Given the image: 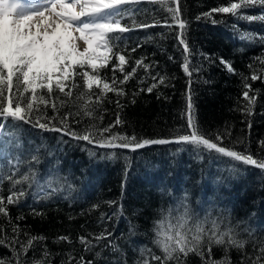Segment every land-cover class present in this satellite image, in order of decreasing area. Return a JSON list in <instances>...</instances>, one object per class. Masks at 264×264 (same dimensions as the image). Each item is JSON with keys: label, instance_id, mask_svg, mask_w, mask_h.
<instances>
[{"label": "snow or ice", "instance_id": "6c2138e0", "mask_svg": "<svg viewBox=\"0 0 264 264\" xmlns=\"http://www.w3.org/2000/svg\"><path fill=\"white\" fill-rule=\"evenodd\" d=\"M144 4L159 7H142ZM158 12L166 15L158 18ZM214 13L229 14L237 21L232 28L240 33L242 42L259 43L264 47V0H226L225 5L202 12L195 19H211L213 24L219 23L213 18ZM240 21L260 23L261 33L239 29ZM189 24L190 21L185 18L184 0H0V161H7L0 162V219L6 221L0 224V247L8 249L7 254L0 255V264H52L55 255L63 257L61 264H94L83 255L77 258L74 250L52 253L43 243L47 239L45 235L32 234L27 226L21 227L13 221L9 206L19 205L21 198L26 197L24 185H34L40 200L50 199L60 190L57 186L59 178L40 184L37 173L32 169V162L39 163L38 155L33 154L30 161H25L19 153L13 156L8 150L12 141L18 140V132L23 130L24 124L40 129L41 133H61L57 139L63 143H67L63 139L65 136L77 143L87 142L82 150L90 156H95L98 149L136 150L147 145L175 143L181 146L177 151L191 148L192 153L200 159L205 154H215L216 159L228 158L226 163H232V172L238 170L237 163L264 170V140L258 142V152L253 153L250 144H245L239 138L224 143L225 139L231 140V129L227 126L223 132L218 130L215 135L203 131L198 123L192 88L194 83H212L207 79L200 80L198 76L203 71V62L212 64L219 59L228 74L240 77L241 96L246 103L238 110L251 117L260 89H253L250 81L264 82V51L247 65L250 74L237 71L230 60L202 51L198 53L200 61L193 63L197 53L188 40ZM160 26L175 33L176 48L181 54L180 67L187 77L181 117L186 119V125L171 130L172 139L143 138L135 133L129 136L113 131L114 127L125 123L123 110L126 105L122 100L129 95L133 105L142 92H155L157 99H170L158 89L161 85L170 87L169 81L174 77H169L166 72L153 75V70L158 66L155 60L146 62V54L139 58L133 56L138 48L152 42L154 37L151 34H146L143 39L138 37V42L129 51L128 41L131 37L126 35L136 30L147 33L148 29ZM160 36L163 38L164 33H160ZM161 51L166 49L162 48ZM169 60L175 61V57L169 55ZM140 69H143V76L138 75ZM194 74L196 79L193 78ZM134 79L136 86L129 93L126 86ZM109 93L115 95V101L111 100ZM106 101L114 103L117 111L114 123L103 126L105 114L108 113L104 107ZM9 120L13 123L9 124ZM242 123H247L251 128L250 120ZM73 124L81 127L74 128ZM87 145L95 148H88ZM238 145L241 147L238 148ZM16 147L22 145L17 143ZM104 155L109 159L117 157L115 151ZM25 164L27 171H22ZM5 181L10 185L7 196L3 192ZM68 187L71 188L70 185ZM186 201L185 194V206L188 205ZM107 203L112 206L116 202ZM97 207L93 205V208ZM118 214H123L121 209L112 215ZM32 215L44 214L32 208ZM194 215L198 220L199 215ZM105 218L111 219L106 213H101V221ZM15 219L23 220L24 216ZM225 221L224 216L213 218L209 212L205 216V223L210 227L201 228L197 224V230H188L191 235L177 222L172 235L166 238L162 247L156 246L161 254L148 250L145 257V249L142 248V258L135 264H151L152 261L156 264H188L190 255L198 257L201 264H233L230 258L232 249L242 255L238 264H264V241H251L253 251L248 253L246 245L250 241L236 239L235 230ZM89 235L93 236L95 244L86 236L78 237L85 252H90L111 233L105 231ZM52 242L72 243V240L70 235H62ZM110 246L116 248L115 245ZM217 247L222 250V258L215 257L214 249ZM38 248L39 256L36 254ZM30 251L33 252L31 259L28 258ZM96 256H100V253H96Z\"/></svg>", "mask_w": 264, "mask_h": 264}, {"label": "trees", "instance_id": "16d2710c", "mask_svg": "<svg viewBox=\"0 0 264 264\" xmlns=\"http://www.w3.org/2000/svg\"><path fill=\"white\" fill-rule=\"evenodd\" d=\"M225 4L226 0H184L185 18L190 21L187 36L197 53L193 63L200 61L198 53L202 51L213 57L230 60L237 71L250 74L247 65L253 57L264 51V47L259 43L242 42L240 33L232 28L237 21L229 14L214 13L213 18L220 21L216 24L211 19H195L198 14ZM142 7L158 9L159 6L144 4ZM165 15L164 12L157 13L158 18ZM238 26L241 30L257 34L262 30L260 23L240 21ZM160 33H164L163 38ZM146 34H151L153 41L144 43L133 56L139 58L146 54V62L155 60L158 66L153 70V75L166 72L169 77H174L169 81L170 87L161 85L158 89L170 99H157L155 92H142L133 105L129 95L122 100L126 105L123 110L125 123L114 127L113 131L129 136L135 133L143 138L172 139L171 130L186 125L181 110L185 106L183 94L187 91V77L180 67L182 58L176 48L175 33H170L163 26L150 28L147 33L145 30H136L126 34L131 37L128 41L129 51L138 42L137 38L143 39ZM121 47L124 45L121 44ZM162 48L166 51L162 52ZM169 55L174 56L175 61L169 60ZM108 75L111 76L110 71ZM138 75H144L143 69L138 71ZM193 78L197 76L194 74ZM198 78L212 81L210 84L192 85L197 119L203 131L215 135L218 130L223 132L227 126L231 129V140L225 139L224 143L239 138L245 144H250L253 153H257L258 142L264 140V82L250 81L253 89H260V93L254 115L248 117L238 110L246 103L241 96L240 77L228 74L219 59L212 64L203 62V71ZM136 83L135 79L128 83L126 87L129 93ZM108 95L111 100H116L114 94ZM104 107L108 113L105 114L103 126H107L114 123L117 109L114 103L107 101ZM249 120L251 128L247 123H242ZM8 123L13 122L9 120ZM72 126L81 127L76 124ZM61 135L41 133L40 129L24 124L23 130L18 132V140H13L8 149L13 156L19 153L25 161H30L33 154L38 155L39 163L32 162V169L37 173L41 185L49 179L56 181L59 178L57 186L60 190L50 199L40 200L36 187L26 184L23 186L26 197L21 198L19 205L9 206L13 221L21 227L27 226L32 234L45 235L47 239L43 243L52 253L74 250L77 258L83 255L86 260L94 261V264H113L114 261L116 264H135L142 258V248L145 249V257L148 250L161 254L152 243L153 233L150 230L152 221L158 218L156 209L176 204L182 193L184 198L186 194V202L196 213L204 215L210 212L213 217L222 215L226 223L236 226L240 238L250 241L246 245L248 253L253 251L251 241H264V170L237 163L238 170L232 172V163H226L228 158L216 159L215 154H205L200 159L192 153L191 148L177 151L181 146L175 143L147 145L136 150L98 149L95 156H90L82 150L87 142L77 143L65 136L63 139L67 143H63L57 139ZM17 143L22 147H16ZM87 147L95 148L93 145ZM112 151L117 153L115 159L104 155ZM22 171H27V164ZM9 187L5 181V196L8 195ZM108 201L116 203L109 206ZM93 205L98 207L93 208ZM32 208L44 215L33 216ZM117 209H121L123 214L112 215ZM101 213H106L111 219L101 221ZM21 215L24 216L23 220L15 219ZM5 223V220L0 219V224ZM8 231L11 234L10 226ZM105 231L111 235L102 239L90 252H85L78 237L86 236L95 244L93 236L89 234ZM62 235H70L72 243L52 242ZM7 253L8 249L0 247V255ZM96 253H100V256H96ZM36 254L39 256V248ZM214 254L216 258H222L223 255L219 247L214 249ZM32 256L33 252L30 251L28 258ZM62 258L61 255H55L52 264H61ZM230 258L233 264H238L242 255L232 249ZM187 260L188 264H201L194 255H190ZM151 264L156 262L152 261Z\"/></svg>", "mask_w": 264, "mask_h": 264}, {"label": "clouds", "instance_id": "9594fccd", "mask_svg": "<svg viewBox=\"0 0 264 264\" xmlns=\"http://www.w3.org/2000/svg\"><path fill=\"white\" fill-rule=\"evenodd\" d=\"M183 201L184 194L182 193L181 199L176 204L156 209L158 218L152 221L153 226L150 229L153 233L152 243L155 246L162 247V244L166 242V238L169 235H172L173 228L176 226L177 222L182 224L184 231L188 235H191V232L188 231L190 228L197 230V224H199L201 228L210 227V224L205 223V216L207 213L204 215L197 213L199 215V219L197 220L196 215H194L196 212L193 210L191 205L188 204L185 206ZM231 227L235 230L234 237L239 239L241 242H244V239L240 238L238 235L236 226L231 225Z\"/></svg>", "mask_w": 264, "mask_h": 264}, {"label": "rangeland", "instance_id": "374dc122", "mask_svg": "<svg viewBox=\"0 0 264 264\" xmlns=\"http://www.w3.org/2000/svg\"><path fill=\"white\" fill-rule=\"evenodd\" d=\"M81 47H82V45H81Z\"/></svg>", "mask_w": 264, "mask_h": 264}]
</instances>
